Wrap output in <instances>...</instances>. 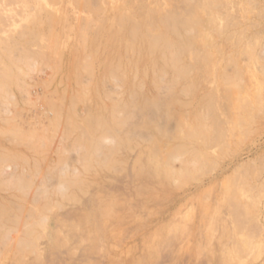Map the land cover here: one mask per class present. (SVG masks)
<instances>
[{"label":"rangeland","instance_id":"374dc122","mask_svg":"<svg viewBox=\"0 0 264 264\" xmlns=\"http://www.w3.org/2000/svg\"><path fill=\"white\" fill-rule=\"evenodd\" d=\"M0 2V264H264V0Z\"/></svg>","mask_w":264,"mask_h":264},{"label":"bare ground","instance_id":"6f19581e","mask_svg":"<svg viewBox=\"0 0 264 264\" xmlns=\"http://www.w3.org/2000/svg\"><path fill=\"white\" fill-rule=\"evenodd\" d=\"M54 2H56V1H54ZM1 3V2H0ZM1 5V4H0ZM108 5V4H107ZM49 8V7H48ZM2 9V8H1ZM153 18V20H156V21H158V22H161L162 24H167V19L164 17V16H162L160 13H158L157 11H153V13H149V16H148V19H152ZM53 19V18H52ZM168 29H169V27H168ZM148 30V29H147ZM132 31V30H131ZM166 32H167V29H166ZM147 33H148V31H147ZM129 34V33H128ZM133 35V34H132ZM165 35H168V34H165ZM177 35V34H176ZM155 36V37H154ZM129 37V36H128ZM147 37H149V36H147ZM151 39H152V41L153 40H156L157 39V37H159V38H162L163 36H162V34L159 36V35H152L151 34ZM163 39V38H162ZM166 39H167V36H166ZM164 40V39H163ZM149 41H151L150 39H149ZM151 41V42H152ZM167 41V40H166ZM145 42V41H144ZM150 42V43H151ZM160 42V41H159ZM161 42H162V40H161ZM153 43H154V41H153ZM157 43V42H156ZM158 44V43H157ZM166 45H167V43H165ZM169 44V43H168ZM149 45V44H148ZM169 45H171V44H169ZM165 46V45H164ZM168 46V45H167ZM163 48V47H162ZM157 50V49H156ZM163 50V49H162ZM169 50V49H168ZM157 51H159V50H157ZM161 51V50H160ZM166 51V50H165ZM80 123V122H79ZM106 130V129H105ZM100 143H101V141H100ZM94 145V144H93ZM98 147V146H97ZM35 171V170H34ZM66 185V184H65ZM66 187V186H65ZM47 235V234H46Z\"/></svg>","mask_w":264,"mask_h":264}]
</instances>
